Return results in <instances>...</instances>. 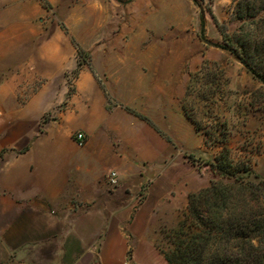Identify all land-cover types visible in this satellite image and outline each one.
Returning <instances> with one entry per match:
<instances>
[{
  "label": "crops",
  "instance_id": "obj_1",
  "mask_svg": "<svg viewBox=\"0 0 264 264\" xmlns=\"http://www.w3.org/2000/svg\"><path fill=\"white\" fill-rule=\"evenodd\" d=\"M45 2L0 0V109L19 110V117L26 119L24 111L45 100L49 91L55 97L47 101L44 113L66 99L65 74L75 69L78 59L72 38L102 60H112V50L95 46L107 38L111 46L125 41L118 18L122 1ZM56 18L60 23L53 21L47 31ZM111 28V34L101 33ZM128 76L136 79L122 80ZM140 76L137 68L124 70L101 87L83 68L59 119L77 122L74 128L89 135L78 151L72 127L67 137L42 140L43 131L27 144L21 128L7 126L8 118L0 120V236L7 252L23 253L24 247L40 251L47 260L43 264H167L156 240L161 226L172 223L179 204L178 198H168L174 179L169 171L132 167L119 153L128 149L122 145V125L113 121L110 132L104 128L116 112L115 106L106 107L105 93L127 105L143 89ZM92 91L102 94L93 106ZM80 93L85 94L80 105L85 112L73 117L70 112L79 111ZM92 160L110 162L114 168H90ZM109 170L117 172V183L107 178ZM143 185L146 190L140 193ZM61 205L67 206L65 212Z\"/></svg>",
  "mask_w": 264,
  "mask_h": 264
},
{
  "label": "rangeland",
  "instance_id": "obj_2",
  "mask_svg": "<svg viewBox=\"0 0 264 264\" xmlns=\"http://www.w3.org/2000/svg\"><path fill=\"white\" fill-rule=\"evenodd\" d=\"M118 1L124 4L119 9L118 18L124 28L125 41L111 46L107 38L100 46H95L99 50L102 47L111 49V61L102 60L98 55L93 58L92 50L86 49L90 58L82 56L90 60V65L83 68L91 71L101 87L111 76L124 70L134 72L137 68L142 75L139 82L143 89L129 97L127 105L122 102L124 100H113L105 93L106 107L112 109L115 106L116 112L109 116L104 128L110 132L113 121L122 125V145L126 144L128 149L119 153L132 167L169 171L174 179L168 184L171 191L168 198H178L179 204L175 205L176 212H172V223L161 226L156 240L158 249L166 248V235L189 214L190 193L209 185L212 176L209 162L221 153L224 144L234 165L250 161L251 168L264 175V84L233 53L217 45H228L222 31L233 40L245 34L240 27L243 21L236 18L234 0H197L198 4L194 0ZM201 12L205 17L204 28ZM212 14L218 19L219 26ZM262 16L264 11L255 18L261 27L255 32L256 38L245 41L250 52L257 45L264 44V23L259 19ZM53 21L60 23L61 20H51L47 31L53 26ZM252 28L255 30V26ZM101 31L111 34L113 29ZM261 58L264 68V52ZM74 70L67 72L68 76L65 74V80L68 91L74 89L75 92L80 73L76 76ZM133 79L122 77L127 82ZM100 94V91L90 92L92 106L93 103L99 104ZM83 95L80 93L76 97L79 111H71V116L85 112L80 108ZM45 96V100L24 111L27 119L19 117V110L0 109V120L8 118L7 126L21 128L27 135L22 138L27 140V144L39 136L41 130L45 132L42 140H51L58 135L67 137L70 128L77 125V122L59 120L68 106V92L63 102L46 113L47 101L55 96L52 91ZM22 98L19 96V101ZM142 116L150 118L152 123ZM71 131L77 142L76 150H81L89 135L81 129ZM78 132L85 134L83 144L76 139ZM112 165L104 160H92L89 164L90 168H109ZM145 190L143 185L139 192L144 193ZM66 208V205H61L60 211L65 212ZM24 249L23 253L14 249L7 252L4 238L0 236V264L47 262L44 253L27 247Z\"/></svg>",
  "mask_w": 264,
  "mask_h": 264
},
{
  "label": "trees",
  "instance_id": "obj_3",
  "mask_svg": "<svg viewBox=\"0 0 264 264\" xmlns=\"http://www.w3.org/2000/svg\"><path fill=\"white\" fill-rule=\"evenodd\" d=\"M234 3L236 18L243 21L240 27L245 34L233 40L222 31L228 45H217L233 53L264 84L261 58L264 44L257 45L252 52L245 46V41L255 39L256 30L261 29L255 18L264 11V0H234ZM212 18L219 26L216 16L212 14ZM259 19L264 23V16ZM201 25L204 28L202 12ZM72 41L79 56L74 70L78 76L84 65H90V60L83 56L90 58V55L74 38ZM73 93L74 89H70L68 97ZM142 118L152 123L147 116ZM209 164L212 173L209 185L190 193L187 220L169 231L166 248L159 247L167 264H264V175L255 172L250 161L234 165L225 144Z\"/></svg>",
  "mask_w": 264,
  "mask_h": 264
},
{
  "label": "built area",
  "instance_id": "obj_4",
  "mask_svg": "<svg viewBox=\"0 0 264 264\" xmlns=\"http://www.w3.org/2000/svg\"><path fill=\"white\" fill-rule=\"evenodd\" d=\"M76 139L78 140L79 144H83L85 141V134L83 132H78L76 134ZM106 176L112 184L117 183L118 176L115 170H109Z\"/></svg>",
  "mask_w": 264,
  "mask_h": 264
}]
</instances>
